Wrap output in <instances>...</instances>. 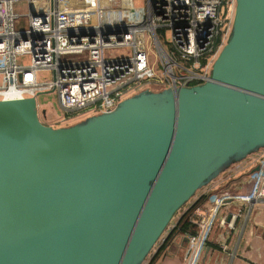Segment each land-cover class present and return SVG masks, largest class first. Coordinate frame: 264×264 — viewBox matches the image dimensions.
<instances>
[{"label":"water","instance_id":"1","mask_svg":"<svg viewBox=\"0 0 264 264\" xmlns=\"http://www.w3.org/2000/svg\"><path fill=\"white\" fill-rule=\"evenodd\" d=\"M263 144L264 0H235L200 85L58 128L33 98L0 100V264H143L173 216ZM166 237L154 252L184 253L186 237Z\"/></svg>","mask_w":264,"mask_h":264},{"label":"built area","instance_id":"2","mask_svg":"<svg viewBox=\"0 0 264 264\" xmlns=\"http://www.w3.org/2000/svg\"><path fill=\"white\" fill-rule=\"evenodd\" d=\"M20 1L26 3L22 16L12 12ZM234 7L235 0H144L139 10L130 0H0V100L33 98L38 112L37 96L53 92L61 124L67 125L108 112L144 87L200 85L227 40ZM20 17L25 21L18 28ZM158 31L168 32L167 48ZM145 37L155 51L152 64ZM67 55L84 59L61 61ZM22 56L29 60L25 66L16 61ZM263 156L264 149L231 168L233 175L246 172L253 178L248 193L206 195L193 222L197 233L184 234L186 264H195L222 208L264 203ZM227 217L219 223L232 229L238 215Z\"/></svg>","mask_w":264,"mask_h":264},{"label":"crops","instance_id":"3","mask_svg":"<svg viewBox=\"0 0 264 264\" xmlns=\"http://www.w3.org/2000/svg\"><path fill=\"white\" fill-rule=\"evenodd\" d=\"M44 124L54 128L49 123H44ZM230 171H232L231 168L227 169V172L217 177L224 179L223 183H221L220 185L219 184L217 185L216 182H214L216 180L215 179L207 186L200 189L184 205V207H182L181 210L178 211L174 220L170 223V225L167 228V231L163 234L162 237L168 236V233H170V231L174 228L175 224L180 219V217L187 211L190 212L188 213L189 220L191 221V223L194 222L195 218L197 217V215L199 214V212L206 203L204 200L203 203L201 202L202 204L200 203L201 205L194 206L190 210L192 205L199 198L210 193H214V192L216 193L223 190H227L230 188L229 181L235 182L236 179L241 177L240 180L238 181L239 187L233 188V190L234 189L239 190L240 185L242 183L241 181L247 178L246 172L233 175L230 173ZM227 207L229 206H226L220 210L214 224L211 226L207 235L206 242L202 247V250L200 251L199 257L197 258L195 264H264V230L261 231L260 234H256V235L252 232L247 236V238L243 239L242 237H240V233L235 231L234 227L232 229H228L226 226H223L219 223L222 217L225 216L226 219L228 213H230L227 212ZM187 234L189 233L187 232ZM258 242H262V243L258 244L256 246V249L252 248V245L254 243L256 245ZM229 243L233 246V249L231 251L230 248H228ZM240 245L242 246L241 249H239ZM238 250H240L241 252L238 253ZM254 250H256V252L254 253V255H252V251ZM153 254L154 251L151 254L146 264H186V260H187L185 259L183 252L179 253L178 251L176 252L175 250L170 251L168 250V248L165 247L163 251L159 254V256H157V258L151 263L152 260L151 257L153 256Z\"/></svg>","mask_w":264,"mask_h":264},{"label":"rangeland","instance_id":"4","mask_svg":"<svg viewBox=\"0 0 264 264\" xmlns=\"http://www.w3.org/2000/svg\"><path fill=\"white\" fill-rule=\"evenodd\" d=\"M130 2H131V5L134 9L139 10L143 7L144 0H130ZM12 12L18 16L24 15L26 12V3L24 1L14 3L12 5ZM24 21H25V18H23V17L19 18V23L17 25L18 28H19V26H22L24 24ZM157 34L160 38V41L163 43L164 47L167 48L168 40H169L168 32L158 31ZM145 38H146L145 39L146 58L148 60V63L152 64L154 61V57H155V51H154V48H153V45H152V42L150 41V39L147 37H145ZM60 59H61V61H64V62H74V61H81L84 59V57L80 56V55H67V56H62ZM16 61L19 65L25 66V65H27L29 60L26 56H22V57L17 58ZM44 74H45L44 78L50 77L49 73L45 72ZM145 89H149V88L144 87L143 89H141L139 91H142ZM151 89H153L154 91H160V90H163V91L166 90L167 91L168 90L165 87H163L159 90H155V88H153V87ZM36 101L38 104V112L37 113H38V117H39V120L41 121V123H43V124L49 123L54 128H56V127L58 128L60 126L64 127L63 126L64 124H61V120L63 119L62 118L63 114L61 113L60 110H58L57 103H56V96L53 92L37 96ZM88 117H90V116H85V117L79 118L76 121L68 123V125H73V124L85 121L86 119H88ZM68 125H66V126H68ZM263 149H264V144L261 145L257 151H254L253 153H251L248 156H245V157L243 156L244 157V158H242L243 160L241 159V161L230 165L229 168L233 169L236 165L239 166L240 164L245 162L247 159L252 157L255 153H257L258 151L263 150ZM263 159H264V156H263ZM223 170L224 171L221 174L227 172V169L225 167L223 168ZM240 178L236 179L235 182L229 181L230 188L227 189V193H229V194H236V193L246 194L249 192L250 186H251L252 181H253L252 177H247V178L243 179L241 181L242 183L240 185V189L239 190L238 189L233 190V188L239 187L238 181L240 180ZM227 212L238 215L237 220L234 222V229H235V231L240 233V237H242L243 239L247 238V236L252 232L256 235V234H260L261 231L264 230V203H257V204H254L252 206L234 203V204H231L229 207H227ZM176 214H175V216H176ZM175 216H173V218L171 219V222L174 220ZM170 223H169V225H170ZM254 225H256V226H254ZM167 228L165 229L163 234L167 231ZM163 234L161 235V237L163 236ZM160 238L156 242V244L154 245L151 252L146 257V259L144 260L145 261V262H143L144 264L147 263L151 254L157 248L159 241H160ZM261 243L262 242H258L256 245L254 243L252 245V248L256 249V246L258 244H261ZM228 248H230V251H231L233 249V246L229 243ZM241 248H242V246L240 245L239 249H241ZM240 252L241 251L238 250V253H240ZM255 252H256V250L252 251V255H254Z\"/></svg>","mask_w":264,"mask_h":264},{"label":"trees","instance_id":"5","mask_svg":"<svg viewBox=\"0 0 264 264\" xmlns=\"http://www.w3.org/2000/svg\"><path fill=\"white\" fill-rule=\"evenodd\" d=\"M153 91V90H152ZM206 201V195L199 198L190 208V210L194 207V206H198L201 205L203 203V201ZM202 202V203H201ZM201 203V204H200ZM188 213L190 212H186L184 213L180 219L177 221V223L175 224L174 228L170 231V233H168V236L166 237L165 240L169 239L175 232L179 233V234H187V232L189 233V235H195L197 233V226L194 223H191V221L188 218ZM165 243L166 241H164L163 243H161V245L159 246V248L154 252L153 256H152V260L151 263L157 258V256H159V254L163 251V249L165 248Z\"/></svg>","mask_w":264,"mask_h":264}]
</instances>
